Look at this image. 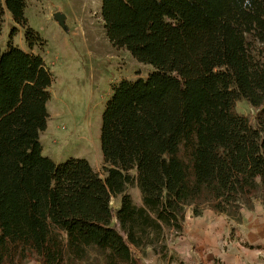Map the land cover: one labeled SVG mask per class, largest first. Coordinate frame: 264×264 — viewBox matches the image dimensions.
<instances>
[{"label":"trees","instance_id":"trees-1","mask_svg":"<svg viewBox=\"0 0 264 264\" xmlns=\"http://www.w3.org/2000/svg\"><path fill=\"white\" fill-rule=\"evenodd\" d=\"M102 1L110 43L154 68L112 87L104 177L44 155L52 73L39 54L0 49V264H143L134 250L168 258L187 209L264 208V0ZM26 7L0 0V37L7 10L27 25Z\"/></svg>","mask_w":264,"mask_h":264},{"label":"rangeland","instance_id":"rangeland-1","mask_svg":"<svg viewBox=\"0 0 264 264\" xmlns=\"http://www.w3.org/2000/svg\"><path fill=\"white\" fill-rule=\"evenodd\" d=\"M27 25H20L7 10L2 24L0 49L15 47L41 55L52 73L50 118L41 132L43 153L56 163L72 158L88 160L104 177L101 152L102 115L112 87L122 80L147 78L152 65L136 60L126 48L110 43L102 16V0H25ZM66 15L65 31L53 17ZM34 35L30 49L27 30ZM15 33L13 34V32ZM241 114L251 117L254 109L238 102ZM138 205L142 196L135 184L127 189ZM121 196L112 205L118 208ZM184 232L167 235L169 256L163 259L152 247L134 253L143 264H264V208L243 210L239 220L206 210L194 215L187 209ZM29 264H36L30 262Z\"/></svg>","mask_w":264,"mask_h":264},{"label":"water","instance_id":"water-1","mask_svg":"<svg viewBox=\"0 0 264 264\" xmlns=\"http://www.w3.org/2000/svg\"><path fill=\"white\" fill-rule=\"evenodd\" d=\"M53 17L59 22V24L62 26V28L65 30V31H68L69 30V27L67 26L66 24V21H67V17L65 14H63L62 12L58 11V12H55L53 14Z\"/></svg>","mask_w":264,"mask_h":264},{"label":"crops","instance_id":"crops-1","mask_svg":"<svg viewBox=\"0 0 264 264\" xmlns=\"http://www.w3.org/2000/svg\"><path fill=\"white\" fill-rule=\"evenodd\" d=\"M48 104H49V102H48Z\"/></svg>","mask_w":264,"mask_h":264}]
</instances>
